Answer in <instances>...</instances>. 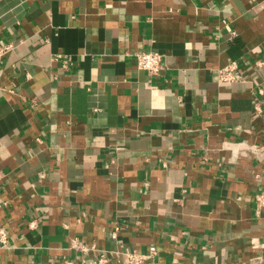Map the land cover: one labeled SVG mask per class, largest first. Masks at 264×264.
I'll list each match as a JSON object with an SVG mask.
<instances>
[{"label":"crops","instance_id":"0c3cea01","mask_svg":"<svg viewBox=\"0 0 264 264\" xmlns=\"http://www.w3.org/2000/svg\"><path fill=\"white\" fill-rule=\"evenodd\" d=\"M0 38V264H264V0H0Z\"/></svg>","mask_w":264,"mask_h":264},{"label":"built area","instance_id":"2783aa9c","mask_svg":"<svg viewBox=\"0 0 264 264\" xmlns=\"http://www.w3.org/2000/svg\"><path fill=\"white\" fill-rule=\"evenodd\" d=\"M14 44L12 42H4L0 38V61L6 56V54L13 49ZM137 65L139 68L147 70L151 74H158L163 65V53L159 50L152 49L148 51H140L136 54ZM263 61H258L260 64ZM246 73L243 66L237 60H230L224 66L218 69V77L222 82H239L245 79ZM259 93H264V88H259ZM258 206H264V191L256 195ZM32 225L35 221L31 222ZM8 232L4 226H0V245H6L8 243ZM74 247L78 250L86 251L88 246L85 244L74 243ZM158 252L156 245H151L146 252H136L134 250L124 249L122 253L128 259L129 264H142L151 260ZM109 257L102 255L98 257L94 264H108ZM61 264H76L73 259H65ZM81 264H87L85 260Z\"/></svg>","mask_w":264,"mask_h":264}]
</instances>
